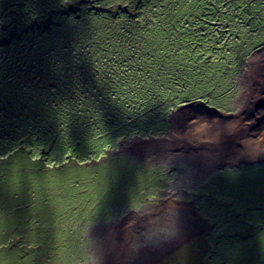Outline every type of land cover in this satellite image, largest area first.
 Masks as SVG:
<instances>
[{
	"label": "rangeland",
	"instance_id": "374dc122",
	"mask_svg": "<svg viewBox=\"0 0 264 264\" xmlns=\"http://www.w3.org/2000/svg\"><path fill=\"white\" fill-rule=\"evenodd\" d=\"M80 1L84 0H0L2 4L0 45L12 44L7 49L0 50V67L4 66V70H0V76L6 74L7 66L13 73L11 77H0V264H26L21 263L17 256L21 248L14 247L18 244L15 241L20 239H23V245L29 249L24 248L26 253L23 258L30 256L26 259L27 262L29 261L27 264H76L81 260L80 256L83 258V255L90 250L91 241L87 234L89 226L82 227L86 221L84 211L88 212L90 202L74 203L73 189L75 187L72 186L71 178L75 172L79 170L75 174L79 178L90 179L86 183V190H89L88 185L91 184V193L95 189L94 181L91 183L90 178L92 173L100 178L107 172L133 170L131 163L121 161L120 154L145 155L152 151L158 153L155 150V142L143 141V139L151 140L173 134L176 138H180L176 132L189 131L191 124L185 114L189 111L186 108L193 107L191 105L195 103L204 107L205 102L209 100L195 99L200 95L199 92L207 98L220 97L224 95V91L234 90L233 77H237L236 79L242 77L240 92L253 77L255 83L264 85V0H199L197 3L189 1L186 5H180L183 6L180 13L188 15H178L174 21L176 24L180 22L183 25V31L189 35L187 39L196 42L192 48L195 49L194 51L180 57V61L187 66L193 62L196 63L194 67L196 72H193L194 77H189L188 88H186L188 91L185 92L188 95L180 96L179 101L183 103L177 110L183 111L178 117L172 115L173 125L170 134L169 130L164 132L161 125L154 123L153 127L158 130L153 131L151 136L136 138L132 132L125 134L122 131L110 129L104 137H91L87 128L78 123V125H72L75 126L74 129L71 126L64 129L62 127L67 135L72 136L70 142L73 147L76 145L74 151L63 148L51 155L45 154V149L48 150L50 146L47 140H36L33 144L21 145L18 142L19 138H11L12 134H8L7 131L12 130L14 135H21L29 126H16L12 120L20 116L21 121L24 122L25 111H30L34 105L45 104V96H48L51 101L58 102L57 98L62 94L69 93L70 96L76 80L84 78L86 80L94 75L96 70L104 72L107 68H112L113 71L120 69L123 62L135 61L136 68L151 70L153 67L154 62L151 64L141 58L145 56L144 52H149L147 50L149 46L134 34L123 38L119 36L107 47L91 53V48L87 46H92L93 41L86 36L93 32L90 28L97 25V17L86 14L85 10L73 13L69 17H54L49 24L47 15L55 11L48 14V8L52 9L54 5H57L61 10L66 3ZM137 1L100 0L99 5L116 11V8L120 6L134 4ZM192 8L191 15L189 13ZM185 18L188 24L182 21ZM33 25L39 27L36 28V32L30 34L32 31L29 29ZM83 29L85 31H82ZM161 40L165 42H156L165 51L164 55L171 54L172 47L169 42L164 38ZM76 41L82 43H71ZM104 45V43L98 44L95 49ZM82 47L84 53L81 51ZM10 52L14 54L15 60L5 63L3 58ZM48 53L54 54L56 57L54 61L47 58ZM75 72L84 77L73 76ZM139 79L135 77L133 80ZM194 81L200 84H194ZM85 82L82 83L84 89L88 87L85 86L87 84ZM47 85L52 88L51 91L48 89L45 91ZM4 87L7 88L1 93ZM247 89L245 87L242 95ZM255 89L258 90L259 87ZM235 90H239L236 81ZM95 91L99 93L97 89ZM250 95L261 96L257 92ZM89 101L90 104L86 103L88 101L83 102V110L94 117L101 115L105 119L106 116H111L110 102H104L102 98L97 97ZM121 101L122 98H119L116 103L120 106ZM261 104L262 107L259 109L264 110V99H261ZM118 114L120 113H116L109 119L113 126L118 122V125H121V121L116 118ZM137 128L144 129L146 124L139 123ZM205 134L207 132L194 138L196 141H201V136ZM181 136L189 138L186 134ZM234 141L232 133H227L225 148L228 149ZM258 153H255L257 158ZM112 155L118 156L109 158ZM76 165H81V168ZM87 165H90L89 169H83ZM38 173L43 175H37ZM43 179L45 181H41ZM84 187L85 185H81L77 188ZM229 188L230 194L227 197L230 200L221 199L214 192L207 197L214 210V218H211L208 224L212 225L215 222V225L210 226L209 229L217 233L229 232L237 235L244 234L248 229L249 233L254 234V230L247 228L246 223L241 222L237 226L234 225L232 229L231 226L226 225L224 219L240 216L238 215L240 211L234 207V203H228L233 197L239 205L258 202L264 206V189L257 192L254 189L236 191L232 183L229 187L227 185L219 187L222 191ZM141 198V195H137L125 198L123 202L121 198V206L116 204L114 208L105 201L103 211L111 216L115 210L137 206ZM201 198L205 196L195 195L193 203ZM67 203L69 205H66ZM80 211L82 212L79 215ZM81 215H84V219L80 221ZM25 220L32 228L26 224H19V227H16L18 223ZM260 220L264 221V215L255 212V217L249 221L254 223ZM38 231L50 232V239L45 240V236L37 237ZM71 235L75 238L73 246L67 247L66 242ZM28 237H33L34 240L28 242ZM229 243L233 246L226 252L230 255L228 264H246L243 262L245 255H252L253 264L256 262L264 264V231L258 232L256 239L252 242L240 241L235 245L234 241ZM199 244L200 242L196 241L188 246L194 251ZM136 245L138 246V243ZM140 245L142 249H153V245H144V243ZM83 251L84 253L81 254ZM230 251L234 254L233 259ZM31 253H34L33 257ZM205 258L203 256L202 260L200 256L199 264L200 259L201 263H204Z\"/></svg>",
	"mask_w": 264,
	"mask_h": 264
},
{
	"label": "crops",
	"instance_id": "0c3cea01",
	"mask_svg": "<svg viewBox=\"0 0 264 264\" xmlns=\"http://www.w3.org/2000/svg\"><path fill=\"white\" fill-rule=\"evenodd\" d=\"M236 78L232 103L228 101L230 99H216L219 105L230 102L228 109L207 103L202 107L195 103L186 108L189 111L185 113L191 129L176 132L180 138L173 134L143 139L155 142L158 153L119 155L121 161L131 163L132 171L116 170L100 178L92 173L91 183L94 181L96 191L105 188L106 193L117 195V198L106 201L112 208L116 204L121 206L123 196L141 195L142 198L137 206L115 210L111 216L104 213L105 206L98 209L97 205L105 200L106 193L93 200L88 209L91 218L82 224L83 228L89 226L90 250L83 258L80 256L81 260L76 264H199L200 256L202 260L203 256L206 257L204 263L200 259V264H228L230 255L226 252L233 246L229 241L252 242L256 239L247 233L248 229L241 235L217 233L209 229L215 222L208 224L214 218L208 195L214 192L219 198L230 200L227 197L230 188L222 191L220 186L229 187L232 183L236 191L264 189V110L259 109L261 99H264V85L255 83L253 77L240 92L242 77ZM235 81L239 90H235ZM245 87L248 89L242 95ZM253 92L261 96L253 97L250 95ZM181 111L175 110L170 115L169 134L172 115L178 117ZM205 132L207 134L201 136V141L195 140V136ZM227 133H232L235 139L228 149L225 148ZM183 134L189 138L182 137ZM256 152H259L258 158ZM115 156L118 155L108 157ZM195 195L205 198L193 203ZM228 203H234L240 216L225 218L226 225L234 229V225L244 222L247 228H264L262 220L249 221L255 217V212L264 211L263 205L258 202L239 205L234 197ZM196 241L200 244L193 251L188 244ZM140 243L153 245V249H142ZM231 254L233 259L234 254ZM244 258V263L253 264L252 255Z\"/></svg>",
	"mask_w": 264,
	"mask_h": 264
},
{
	"label": "trees",
	"instance_id": "16d2710c",
	"mask_svg": "<svg viewBox=\"0 0 264 264\" xmlns=\"http://www.w3.org/2000/svg\"><path fill=\"white\" fill-rule=\"evenodd\" d=\"M189 1H192L193 3L194 1L196 3L199 2V0H138L134 4L120 6L116 8L115 11L112 10V8H104L100 6V0H84L80 2H69V4L66 3L61 10L57 5H54L52 9L48 8V14L55 11L51 15H47L49 16L47 19L49 24L54 17H69L73 13L81 12L83 10L86 11V14H92L97 17V25L94 28H90L93 32H90L91 34L86 36V38H90L93 41L92 46H87L91 48V53L107 47L119 36L123 38L124 36L134 34L149 46V49H147L149 52H144L145 56L141 58L151 64L154 62V64L150 70L136 68L137 65L135 61L123 62L120 69L118 68L113 71L112 68H107L104 72L96 70L94 75L89 76L91 77L90 80L89 77L86 80L85 78L82 80H76L70 96L68 95L69 93L62 94L57 98L58 102L51 101L48 96H45V101L47 103L45 102V104L34 105L30 111H25L24 122L21 121L20 116H16L12 120L16 126L28 125L29 127L27 128V131L21 135H14L12 130L7 131L8 134H12L11 138H19L18 142L21 143V145L33 144L36 140H47L50 146L48 150L45 149V154L48 153L51 155L53 152H58L63 148L71 149L73 151L76 149V145L73 147L70 142L72 136L70 134L67 135L63 129L70 126L74 129L75 126L72 125H78V123L87 128L91 137H104L110 129H114L117 132L122 131V133L125 134L132 132L136 138L151 136L153 131L158 130L153 127L154 123L161 125L164 128L162 131L168 132L170 115L183 103L182 101H179L181 99L180 96L184 95L185 97L188 95L185 94V92L188 91L186 88H188L189 77H194L193 72H196L194 68L196 63L193 62L191 65L187 66L180 61V57L195 50L192 48L196 42L187 39V36L189 35L183 31V25L180 22L176 24L174 21V18L178 15H188L180 13L183 8V6L180 5H186ZM1 6L2 4L0 3V7ZM75 7L76 9H74ZM192 12L193 8L189 14L192 15ZM182 21H185L188 24L186 18ZM58 25L60 27V23ZM38 27L33 25L31 29H29L32 31L30 34L36 32L35 30ZM82 31L85 30L83 29ZM161 38H164L169 42L172 47L171 54L164 55L165 51L162 50L156 42H165L162 41ZM97 39H99V41H97ZM71 43L81 44L82 42L76 41ZM101 43H104L105 45L101 48L95 49V47ZM11 45V43L1 44L0 50H5ZM81 51L84 53L83 47ZM48 54L49 56L47 58L54 61V58H56L54 54ZM14 58V54L10 52L4 56L3 60L5 63H9L13 62V60H15ZM53 63L55 64L56 62ZM0 70L3 71L4 66L0 67ZM11 72L12 71L7 66L6 74L0 77H11L13 75ZM74 74L75 75L73 76H82L76 72ZM135 77H139L140 79L138 81L133 80ZM142 80H144V82H141ZM234 80L235 77H233V81ZM84 81L87 83L85 86H88L86 89L83 88ZM194 84L200 83L194 81ZM6 88L7 87L2 88L1 93H3ZM46 89L51 91L52 88L47 85L45 86V91ZM95 89H97L99 93H96ZM199 93L200 95L196 98L194 97L195 99H209L205 103L218 106L219 104L216 99H230L228 101L231 102L234 90L224 91V95L212 98H207L201 92ZM95 97L102 98L104 102H110L112 104V117H114L116 113H120L116 117L121 121L120 126L118 125L119 122L113 126L112 122H109L111 117L109 115L106 116L105 119L101 115L94 117V115L82 109V105H84L83 102L88 101L86 103L90 104L89 100H92ZM119 98H122L120 106L118 105L119 103H116ZM230 102L220 103V109H228L230 107ZM100 111H102V109ZM139 123L146 124V128H137ZM117 125L119 127H117ZM160 134H162V132ZM22 157L25 158V156ZM89 166L90 165H87L83 169H89ZM76 167L81 168V165H76ZM77 172H75V174ZM75 174L71 178L73 179L72 186L75 187V189H73L74 203L90 202L91 207V202H93V200L95 201L97 198L99 199L102 194H105L106 189H99V191H96L95 189L90 193L91 184L88 185L89 190H86V183L90 181V179L79 178ZM37 175L41 176L43 174L38 173ZM68 178H70L69 175ZM41 181L45 180L43 179ZM81 185H85V187L77 188ZM69 195L72 197L71 194ZM115 198H117L115 193H106L105 200L97 203L98 209L104 207L103 203L105 201H110ZM125 198V196L122 197V202ZM66 205H69V203ZM66 205L64 206L63 211L65 210ZM81 212L82 211H80L79 215ZM84 214L86 219L91 218L89 211H84ZM259 215H264V211L259 212ZM83 219L84 217L81 216L80 221ZM19 224H26L32 228L26 220L18 223L16 225L17 228L19 227ZM259 227L260 226L251 227L255 232L254 234H251L248 231L247 233L257 237L258 232L264 231V229ZM36 236H45V240H48L50 239L51 234L50 232L38 231ZM74 239L73 235H71L66 242V246H73ZM32 240H34L33 237L27 238L28 242ZM15 242L18 244L14 247L21 248V251L17 255L18 259L21 263L27 264L29 261L27 262L26 259L30 256L26 259L23 257L26 253L25 250L29 249L26 245H23V239ZM32 250L35 251L34 248H32ZM33 254L34 253H31L32 257ZM58 258H60L59 254ZM59 261H61V258Z\"/></svg>",
	"mask_w": 264,
	"mask_h": 264
},
{
	"label": "bare ground",
	"instance_id": "6f19581e",
	"mask_svg": "<svg viewBox=\"0 0 264 264\" xmlns=\"http://www.w3.org/2000/svg\"><path fill=\"white\" fill-rule=\"evenodd\" d=\"M235 244H238V243H235ZM235 244H234V245H235Z\"/></svg>",
	"mask_w": 264,
	"mask_h": 264
}]
</instances>
